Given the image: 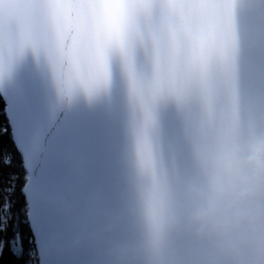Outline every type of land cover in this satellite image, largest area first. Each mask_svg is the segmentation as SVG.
<instances>
[{"label":"snow or ice","instance_id":"6c2138e0","mask_svg":"<svg viewBox=\"0 0 264 264\" xmlns=\"http://www.w3.org/2000/svg\"><path fill=\"white\" fill-rule=\"evenodd\" d=\"M161 23L210 28L225 60L203 41L153 56L137 37ZM253 23L261 43L249 48ZM27 49L47 54L63 102L101 105L73 162L102 149L125 213L165 192L170 160L194 168L197 146L240 130L242 97L264 96V6L249 18L230 0H0V75Z\"/></svg>","mask_w":264,"mask_h":264},{"label":"water","instance_id":"95a60500","mask_svg":"<svg viewBox=\"0 0 264 264\" xmlns=\"http://www.w3.org/2000/svg\"><path fill=\"white\" fill-rule=\"evenodd\" d=\"M230 3L234 14L249 18H255L264 6V0ZM258 31L256 24L248 26L249 48L261 43ZM189 42L179 32L168 38L152 30L137 37L138 45L147 46L153 56L161 45L175 48ZM0 93L27 172L23 193L40 264H117L118 259L138 264L143 260V254L119 248L123 242L141 236L143 226L132 214L135 207L125 213L104 151L82 153L79 167L73 162V152L86 123L100 111L101 105L89 106L83 99L72 105L63 102L47 54L31 49L15 58L10 70L0 75ZM240 111V130L219 138L212 146H197L194 168L177 169L169 161L166 191L178 206L185 200V181L200 173L198 159L205 150L247 135L252 125L264 127V96L242 97ZM116 217L121 220L113 224ZM215 252L212 243L192 241L180 224L167 237L165 254L169 257L206 259ZM246 256L254 264H264V245L250 247Z\"/></svg>","mask_w":264,"mask_h":264},{"label":"clouds","instance_id":"9594fccd","mask_svg":"<svg viewBox=\"0 0 264 264\" xmlns=\"http://www.w3.org/2000/svg\"><path fill=\"white\" fill-rule=\"evenodd\" d=\"M154 30L168 38L179 32L191 42L203 41L216 61L226 58L210 28L161 23ZM198 163L199 175L185 181L183 204L178 206L165 190L132 210L143 234L119 248L143 254L138 264H254L246 250L264 245V127L252 125L247 135L208 148ZM120 220L116 217L113 224ZM177 224L187 230L192 241L214 244L215 255L188 260L167 256V237ZM117 264L133 262L118 259Z\"/></svg>","mask_w":264,"mask_h":264},{"label":"trees","instance_id":"16d2710c","mask_svg":"<svg viewBox=\"0 0 264 264\" xmlns=\"http://www.w3.org/2000/svg\"><path fill=\"white\" fill-rule=\"evenodd\" d=\"M27 172L0 93V264H40L23 188Z\"/></svg>","mask_w":264,"mask_h":264}]
</instances>
